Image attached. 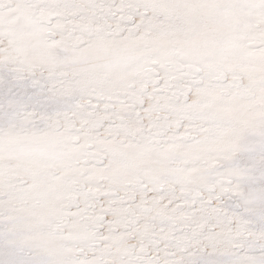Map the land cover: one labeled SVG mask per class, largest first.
I'll return each instance as SVG.
<instances>
[{
	"label": "snow or ice",
	"instance_id": "6c2138e0",
	"mask_svg": "<svg viewBox=\"0 0 264 264\" xmlns=\"http://www.w3.org/2000/svg\"><path fill=\"white\" fill-rule=\"evenodd\" d=\"M0 264H264V0H0Z\"/></svg>",
	"mask_w": 264,
	"mask_h": 264
}]
</instances>
